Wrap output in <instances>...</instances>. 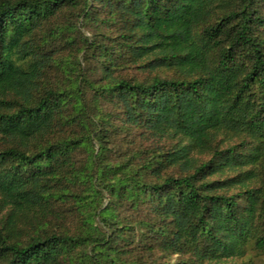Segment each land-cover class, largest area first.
<instances>
[{"label":"trees","instance_id":"1","mask_svg":"<svg viewBox=\"0 0 264 264\" xmlns=\"http://www.w3.org/2000/svg\"><path fill=\"white\" fill-rule=\"evenodd\" d=\"M264 252V0H0V264H246Z\"/></svg>","mask_w":264,"mask_h":264},{"label":"rangeland","instance_id":"2","mask_svg":"<svg viewBox=\"0 0 264 264\" xmlns=\"http://www.w3.org/2000/svg\"><path fill=\"white\" fill-rule=\"evenodd\" d=\"M235 263H246V264H264V252L256 250H248L247 253L241 258H234Z\"/></svg>","mask_w":264,"mask_h":264}]
</instances>
